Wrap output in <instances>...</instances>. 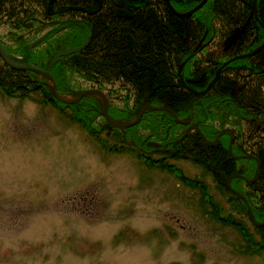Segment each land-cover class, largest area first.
Instances as JSON below:
<instances>
[{
  "label": "trees",
  "instance_id": "16d2710c",
  "mask_svg": "<svg viewBox=\"0 0 264 264\" xmlns=\"http://www.w3.org/2000/svg\"><path fill=\"white\" fill-rule=\"evenodd\" d=\"M199 1L171 0V4L177 11L187 12ZM164 3L163 0H0V43L9 58L44 69L55 52L80 47L92 30V38L84 50L61 57L51 68L57 92L65 97H76L74 90L100 89L109 100V114L119 122L136 119L145 101L153 106L168 104L179 119L186 118L193 110L201 132L210 141L228 127L235 135L234 152L241 153L240 148L244 146L246 153L256 155L261 162L257 180L253 184L247 182L252 187L246 189L247 202L259 219L257 210L264 206L261 195L264 192V48L252 57L229 62L222 68L217 83L194 102L192 109L188 106L191 100L187 93L176 89L179 86L175 73L185 61L181 77L187 81L190 76L192 79L188 81L196 84L197 89H203L211 82V69L259 47L264 42V0H257L259 21L254 17L253 0H208L187 18L174 15ZM159 5L161 11L157 10ZM202 12L206 14L200 18ZM162 42L165 51L158 54ZM241 74L244 82L249 83L250 96L246 98L241 93L244 83L239 79ZM229 83L235 90L239 87L238 96L234 97L233 88L230 92L224 89ZM0 94L49 106L61 118L75 123L101 149L126 154L144 160L147 166L161 167L182 176L186 186L198 187L197 194L204 196V207H212L210 213H205L218 217L220 222L225 223L227 219L233 222L236 214H247L244 203L227 189V179L233 173H243V169L237 171L242 161L252 162L247 178H253L258 164L250 159L234 160L228 148L232 135L226 132L220 136L217 147L205 145L206 151L198 142L193 146L204 164L198 163V172L190 177L181 166L179 172L173 165L181 158L145 157L123 141L162 144L167 139H176L184 124L177 123L169 112L145 110L140 121L125 130V136L102 115L101 99L97 95L90 94L73 103L63 102L54 97L46 77L13 69L1 56ZM243 99L262 111L256 113L250 109L246 113L249 108ZM258 122L261 127L256 128ZM258 132L263 136L260 137L261 148L248 143ZM211 148H215L212 158L207 154ZM221 174L226 175L225 182ZM231 184L241 192L240 178H233ZM215 191L220 197L214 196ZM237 230L251 254H264L263 230L255 229L254 234L242 224Z\"/></svg>",
  "mask_w": 264,
  "mask_h": 264
},
{
  "label": "rangeland",
  "instance_id": "374dc122",
  "mask_svg": "<svg viewBox=\"0 0 264 264\" xmlns=\"http://www.w3.org/2000/svg\"><path fill=\"white\" fill-rule=\"evenodd\" d=\"M207 1L200 2L196 11ZM157 10H162L160 5ZM204 14L199 13L200 18ZM176 30L179 33V26ZM161 44L158 54L165 51L164 42ZM228 60L210 70L209 86ZM178 71L176 89L187 93L191 103L193 90L200 89L183 81ZM239 79L245 81L242 74ZM248 85L247 81L243 83L245 98L250 96L245 91ZM231 88L234 97L240 94L239 87L235 90L231 83L224 89L230 92ZM246 104V113H259V107L251 101L246 100ZM167 105L158 106L184 127L191 122L189 116L178 122L179 117ZM184 127L176 139L183 138ZM191 127L196 133L188 138L185 135L179 149L186 153L198 142L206 150L199 126V130ZM226 130L221 129L223 134ZM259 133L248 143L261 148L263 136ZM123 141L134 147V142ZM210 150L212 154H207L212 158L215 149ZM187 153H192L187 161L179 156L176 158L181 159H173L177 164H170L176 170L181 166L186 175L194 177L197 164L204 163L195 149ZM231 156L237 158L234 153ZM224 176L220 175L223 182ZM235 178L248 181L243 175ZM212 185L215 187V183ZM238 186L242 193L232 192L244 203L247 214H236L233 222H220L218 217L206 214L212 207H204L198 187L186 186L182 176L101 149L75 123L61 118L49 106L0 94V264H264V254H251L237 230L242 224L254 234L255 229L264 231V206L257 210L260 216L256 219L246 198V189L252 185ZM261 195L264 197V192ZM214 196L220 197L217 191Z\"/></svg>",
  "mask_w": 264,
  "mask_h": 264
},
{
  "label": "bare ground",
  "instance_id": "6f19581e",
  "mask_svg": "<svg viewBox=\"0 0 264 264\" xmlns=\"http://www.w3.org/2000/svg\"><path fill=\"white\" fill-rule=\"evenodd\" d=\"M164 2H166V0H163ZM169 2H170V4H171V0H168ZM202 0H200L199 1V3L201 2ZM254 1H256V13L254 12V17H256V19L259 21V17H258V12H257V10H258V8H257V0H253V3H254ZM198 3V4H199ZM197 4V5H198ZM196 5V6H197ZM195 6V7H196ZM195 7H193V8H195ZM192 8V9H193ZM190 9L189 11H187V12H180V11H176V12H173V11H171L174 15H176V16H178V17H182V18H187V17H190L191 15H192V13L193 12H195L196 11V9L197 8H195V9ZM192 10V11H191ZM191 11V12H190ZM253 11H254V9H253ZM190 12V13H189ZM188 13H189V15H188ZM256 14H257V16H256ZM260 23V22H259ZM262 27H263V25H261ZM245 29V27L242 29V30H244ZM91 38H92V30H91V34H90V36H89V38L87 39V41L83 44V45H81L80 47H69V48H67V49H64V50H60V51H57V52H55L54 54H56V53H59V52H62V51H65V50H68V49H77V50H75V51H73V52H70V53H67V54H64V55H60V56H58L57 57V59L55 60V62L50 66V68H49V70H48V73L47 74H44L43 72L46 70V67L44 68V69H41V68H38V67H35L37 70H33V69H23L24 71H33V72H36V73H38L39 75H41V76H44V77H46L48 80H49V86L51 87V89H52V87H56V85H55V80H54V78H53V76L51 75V68L54 66V64L61 58V57H64V56H67V55H71V54H74V53H77V52H80V51H82V50H84L87 46H88V44L90 43V40H91ZM263 48H264V42L259 46V47H257L256 49H254V50H252V51H250V52H248V53H244V55H242V56H240V55H238V56H235V57H233V58H231V59H233V60H231V59H229V60H231L230 62H233V61H235V60H237V59H239V58H249V57H252V56H254V55H256L257 53H259L261 50H263ZM53 54V55H54ZM53 55H52V57H53ZM12 60H15V59H12ZM15 61H18L19 63H21V64H25V63H23V62H21V61H19V60H15ZM185 62V61H184ZM25 65H27V64H25ZM32 66V65H31ZM47 66V65H46ZM226 65H224L223 67H221V68H224ZM179 75H180V77H181V75H182V69H179ZM218 78H219V76L218 77H214L213 78V80H212V85L211 86H207L205 89H208V90H211L212 89V87L215 85V83L217 82V80H218ZM183 79V78H182ZM183 81H185V80H183ZM187 83V82H186ZM211 83V82H210ZM209 83V84H210ZM95 89V88H94ZM205 89H202V90H193V93H194V95H195V97H194V99L192 100V102H191V104H190V106H191V109H192V107H193V104H194V102L196 101V100H199L202 96H204L205 94H207L208 93V91H206L205 93H204V90ZM95 90H98V91H101L100 89H95ZM57 91V90H56ZM79 92H81L80 90H77V91H75L74 93L76 94V97H70V96H68V97H65V96H62L61 94H59L58 92H57V96H55L54 95V97L55 98H57V99H59V100H61V101H63V102H66V103H73V102H77V101H79L81 98H83V97H85V96H87V95H90V94H95V95H97L100 99H101V108H102V115H103V112H105L106 111V108H104L105 107V105H106V107H107V113H108V116L110 117V119L112 120V121H114L115 123H117V124H127V123H132V122H135L137 119H138V121L137 122H135L134 124H132V126H134L135 124H137L139 121H140V119L142 118V116H143V114H144V112H145V110H147V109H152V110H161V108L160 107H158V106H153V105H151V104H148V103H145V104H143L142 106H141V108H140V112L138 113V116H137V118L136 119H134L133 121H122V122H119V121H116V120H114L112 117H111V115L109 114V112H108V107H109V100L107 99V98H105L106 99V101H107V103L105 102V99H104V97H102L101 95H99V94H96V93H88V94H86V95H83V96H81V97H79ZM54 94V93H53ZM198 97V98H197ZM163 110V109H162ZM104 116V115H103ZM107 121H108V119H107ZM109 122V121H108ZM110 123V122H109ZM180 123V122H179ZM111 124V123H110ZM112 125V124H111ZM196 125V126H195ZM113 127H115V128H118V129H120V130H122V128H120V127H117V126H114V125H112ZM191 126H193V127H191ZM197 126H198V124L197 123H194V122H191L190 123V127L191 128H196L197 129ZM129 127H131V126H129ZM128 127H125L124 129L126 130ZM189 130H190V128H189ZM123 131V130H122ZM200 132H201V130H200ZM124 133V132H123ZM201 134L203 135V133L201 132ZM124 135H125V133H124ZM204 136V135H203ZM205 137V136H204ZM232 137V136H231ZM126 138V137H125ZM204 141H205V144L206 145H211V146H216L217 144H218V141L217 140H215L214 142H212V141H210L209 139H207L206 137H205V139H204ZM126 142H128V141H126ZM232 142H233V138L231 139V142H230V146H229V149H230V153L233 155V151H232ZM258 161V166H257V169H256V175L252 178V179H248L247 177L245 178L246 180H248L247 182H252V183H254L256 180H257V178H258V174H259V171H260V167H261V162L259 161V160H257ZM242 175H240V174H238V173H235V174H232V175H230L229 177H228V179H227V186H228V188L231 190V191H233L235 194H239L235 189H233V187L231 186V181H232V179L233 178H235V177H241ZM244 177V176H243Z\"/></svg>",
  "mask_w": 264,
  "mask_h": 264
},
{
  "label": "flooded vegetation",
  "instance_id": "af4514ba",
  "mask_svg": "<svg viewBox=\"0 0 264 264\" xmlns=\"http://www.w3.org/2000/svg\"><path fill=\"white\" fill-rule=\"evenodd\" d=\"M81 21H83V20H80V22ZM194 78V77H193ZM188 79H192L191 77H189ZM188 79H187V84L189 85V84H193V83H191L190 82V80L188 81ZM195 85V84H194ZM193 87V86H192ZM194 88V87H193ZM241 93L243 92V85H241ZM205 89V88H204ZM200 90H202V89H200ZM245 91L248 93V91H247V88L245 89ZM244 100V102L246 103V100L245 99H243ZM242 100V101H243ZM245 105V104H244ZM247 105V104H246ZM245 107V106H244ZM264 108V107H263ZM260 111H262L261 109H259V112ZM189 116V119L191 118V122H194V123H197V121H195V117H194V111L192 110L191 112H190V114L188 115ZM190 122V123H191ZM190 123L188 124V125H186L185 127H184V132H183V134H184V136L185 135H187L188 134V137L190 136V135H192V134H195L196 133V130L195 129H191V130H189V125H190ZM198 124V123H197ZM198 126H199V124H198ZM224 128H226L227 130L225 131L226 133H228L230 136L232 135V138H233V142H232V151H233V153H234V157H237V158H239V159H250V160H253V161H255V162H257V164H258V161L257 160H259V158L256 156V155H254V154H251V153H246L245 152V149H244V146L242 147V148H240V150H241V153L239 152L238 154H236L235 152H234V150H233V143H234V138H235V135H234V133H232V131H231V129H229L228 127H224ZM200 129V128H199ZM183 134L180 136V137H182L183 136ZM219 134V133H218ZM223 135V134H222ZM221 135V136H222ZM184 136H183V138H184ZM229 136V137H230ZM179 137V138H180ZM183 138H181V139H171V140H169V139H167L166 141H164L162 144L160 143V144H155V143H146V142H144V141H142V142H140V143H135L134 142V149H137L139 152H142V154L145 156V157H152V159L153 158H157L156 157V155L155 154H157V155H160V158H161V160H163L164 158H168V157H170V158H176V157H179V156H181L183 159H185V160H187L188 158H189V156L193 153H187V152H191V151H194V144H196L197 142H195L194 144H192L191 146H189L187 149H188V151L185 153L184 151H182V150H180L179 149V147H178V144H180L179 142L183 139ZM185 139V138H184ZM199 139V142H202V138H198ZM209 139V138H208ZM214 139H216V137L214 138ZM213 139V140H214ZM244 140H245V138H243ZM219 140H220V137H219V139H218V143H219ZM246 141V140H245ZM247 142V141H246ZM245 142V143H246ZM244 143V144H245ZM217 146H219V144H217L216 145V147ZM143 151H142V150ZM196 149V148H195ZM211 149H215V148H211ZM152 150H154L155 152H157V153H152L151 154V151ZM181 152V153H180ZM209 153H211L212 154V151L211 150H209ZM246 155H251L250 157H246ZM196 159V158H195ZM194 159V160H195ZM233 159V158H232ZM157 160H158V158H157ZM201 160V159H200ZM235 160V159H234ZM196 161H199V159L197 158L196 159ZM260 161V160H259ZM163 162V161H162ZM248 163V164H247ZM252 162L251 161H242L241 162V164H240V168H238L237 169V171L238 170H240V169H243V176L244 177H248V175H249V170H250V168H249V164H251ZM260 172V171H259ZM241 180H242V183L243 184H247V182H245V180L243 179V178H240ZM253 184V183H252ZM248 185V184H247Z\"/></svg>",
  "mask_w": 264,
  "mask_h": 264
},
{
  "label": "water",
  "instance_id": "95a60500",
  "mask_svg": "<svg viewBox=\"0 0 264 264\" xmlns=\"http://www.w3.org/2000/svg\"><path fill=\"white\" fill-rule=\"evenodd\" d=\"M207 0H202L201 3H205ZM199 3V4H201ZM166 4L168 6V8L170 9V11H173V12H176L174 10V8L172 7V5L170 4V2L168 0H166ZM198 4V5H199ZM197 5V6H198ZM200 5L197 7L199 8ZM252 7L254 9V12L256 13V1H254V3L252 4ZM192 11V10H191ZM190 11V12H191ZM189 12V13H190ZM188 13V15H189ZM257 16V14H256ZM42 37L38 38L37 40H40ZM33 43H31L29 46H31ZM77 49H68V50H65V51H62V52H59V53H56L53 55V57L49 58L48 61H47V66H46V70L43 72L44 74H47L48 73V70L50 68V66L55 62V60L57 59L58 56L60 55H64V54H67V53H70V52H73ZM0 56L4 59V61L10 65L11 68L13 69H17V70H23V69H33V70H37L34 66H31V65H25V64H21L19 63L18 61H15V60H12L11 58L8 57L6 51L4 50L3 46L1 45L0 43ZM233 60V59H231ZM231 60H228L227 62H225V65L228 64V62H230ZM52 91L54 93L55 96H57V91H56V87H52ZM76 91V90H74ZM81 92H79V97L83 96V95H86L88 93H96V94H99L101 95L102 97H104V99L106 98V96L104 95V93L102 91H98V90H95L94 88L92 89H84V90H80ZM206 92V90H204V93ZM198 98V97H197ZM105 102L107 103L106 99H105ZM106 108V111L103 112V115L106 119H108V121L114 125V126H117V127H120L122 128L123 132L125 133V127H129V126H132V124H134L135 122L138 121V119L135 121V122H132V123H127V124H117L115 123L114 121H112L110 119V117L108 116V113H107V107L105 105ZM178 122H179V118L176 119ZM198 129V128H197ZM199 130V129H198ZM200 131V130H199ZM201 133V132H200ZM223 134V131H221L217 136H216V140L218 141L219 137Z\"/></svg>",
  "mask_w": 264,
  "mask_h": 264
}]
</instances>
